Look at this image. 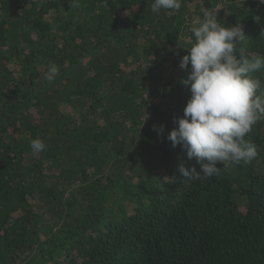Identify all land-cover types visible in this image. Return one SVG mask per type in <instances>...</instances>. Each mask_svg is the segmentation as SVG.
<instances>
[{
  "label": "trees",
  "instance_id": "16d2710c",
  "mask_svg": "<svg viewBox=\"0 0 264 264\" xmlns=\"http://www.w3.org/2000/svg\"><path fill=\"white\" fill-rule=\"evenodd\" d=\"M153 2L0 0V264H264V119L245 137L257 157L207 180L166 138L195 18L241 26L237 58L264 55V4Z\"/></svg>",
  "mask_w": 264,
  "mask_h": 264
},
{
  "label": "clouds",
  "instance_id": "9594fccd",
  "mask_svg": "<svg viewBox=\"0 0 264 264\" xmlns=\"http://www.w3.org/2000/svg\"><path fill=\"white\" fill-rule=\"evenodd\" d=\"M264 4V0H259ZM181 0H154L151 11L159 13L179 11ZM192 40L187 54L179 63L187 71L181 83L190 92L183 108V116L174 118L176 127L167 134L173 148L178 145L188 160L195 158L200 172L179 165V172L187 178L211 179L219 173L217 164H249L258 155L257 145L245 139L253 125L264 119V91L261 81L252 73L264 69V55L245 57L235 54L245 35L241 26L225 27L217 20V13L202 9L189 28ZM59 75V68L50 63L45 79L51 83ZM153 130L160 134L163 126ZM35 153L46 149L43 140H30Z\"/></svg>",
  "mask_w": 264,
  "mask_h": 264
}]
</instances>
